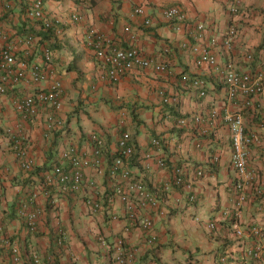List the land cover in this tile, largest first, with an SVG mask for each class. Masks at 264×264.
I'll return each mask as SVG.
<instances>
[{
  "label": "crops",
  "instance_id": "1",
  "mask_svg": "<svg viewBox=\"0 0 264 264\" xmlns=\"http://www.w3.org/2000/svg\"><path fill=\"white\" fill-rule=\"evenodd\" d=\"M30 1H0V30L6 35L0 44L7 42L16 55L37 62L45 47L53 51L54 66L63 76L60 115L68 133L63 136L52 131L47 138L42 136V121L50 112L46 108L33 120L17 117L10 97L29 90L26 84L0 95V228L22 252L21 260L15 262L7 247L0 245V264H30L34 252L45 264H110L118 238L139 247L133 264H221L219 255L236 256L242 248L237 228L245 231L242 239L247 243L254 240L248 234L252 224L264 230V196L257 194V188L264 192V91L248 106L241 97L227 100L220 74L206 65H195L192 49L181 47L186 40L184 29L176 30L165 20L163 11L171 5L183 7L189 21L206 27L204 43H191L199 46L215 39L213 51L220 62L233 60L239 71H245L264 63V0H239L240 9L235 14L229 12L228 0H43L46 12L62 26L61 35L41 29L26 17ZM138 5L152 18L151 26L143 25L142 17L133 13ZM72 13L80 18L73 19ZM126 25L135 35V44L145 54L167 61L168 71L135 68L117 82L99 76L101 69L86 45L88 32L104 33L115 45L125 47ZM230 25L237 28V35L233 46L224 50V33ZM27 35L34 37L30 45L25 42ZM248 52L252 61L245 57ZM184 74L204 79L206 95L200 97L185 85L181 80ZM213 109L216 115L211 117ZM228 112H240L246 128L257 136L248 155L256 176L244 189L245 200L239 206L235 204L239 176L230 164L229 130L223 121ZM194 115L203 120L198 123L192 119ZM179 117L187 119L184 126L176 124ZM16 125L32 143L35 166L30 172L19 167L4 132ZM123 131L129 132L134 147L128 161L132 173L160 195L157 209L139 210L141 216L152 218L155 242L146 245L140 227L124 231L127 218L120 201H115L110 213L90 214L81 199L83 192L66 195L57 186L49 188L46 196L39 193L37 203L43 213L36 231L28 232L18 213L19 202L28 192L38 190L61 149L77 146L87 159L86 179L106 190L111 182L107 167ZM92 133L104 140L102 172L91 162ZM153 138L160 139V146L152 145ZM146 154L152 158L146 159ZM157 156L165 161L164 167L155 163ZM183 163L205 169L193 183L197 196L193 203L187 200L186 191L171 185L172 168ZM167 183L170 189L165 190ZM49 199L54 203L49 205ZM209 221L216 225L212 231L206 227Z\"/></svg>",
  "mask_w": 264,
  "mask_h": 264
},
{
  "label": "built area",
  "instance_id": "2",
  "mask_svg": "<svg viewBox=\"0 0 264 264\" xmlns=\"http://www.w3.org/2000/svg\"><path fill=\"white\" fill-rule=\"evenodd\" d=\"M2 1V0H0ZM8 7V4L6 3ZM240 9L239 0H228V10L230 13H238ZM133 13L142 17L145 26H151L152 18L148 16L142 5L133 9ZM27 18L36 21L40 28L45 31H52L56 35L63 33L62 26L44 9L43 0H32L28 3L25 12ZM165 20L174 26L176 30L184 29L186 40L181 47L189 48L195 53L194 63L197 66L206 65L220 74L226 89V99L233 101L241 97L244 105H249L252 99L264 91V63L259 64L254 69L239 71L233 60L221 63L216 52L213 51L215 39H211L208 44L193 45L192 40L204 41L205 25L200 22L189 21L186 10L179 5H171L164 9ZM71 17L79 19L78 13H72ZM128 34L127 45L125 47L114 44L112 38L91 29L88 32L86 45L91 49L92 55L101 69L99 76L107 78L111 82H117L123 75L135 68H148L156 72L168 71V63L164 59L145 54V52L135 44V35L129 25L124 27ZM237 35V28L230 25L224 33L222 47L229 50ZM33 36L27 35L25 42L29 45L33 42ZM0 39L6 40L4 31L0 30ZM204 43V42H203ZM248 61L253 60L251 53H246ZM62 72L58 71L53 63V51L45 47L42 52L41 60L33 61L28 58L20 57L13 52L12 47L4 42L0 44V95H7L11 88L24 83L28 86L26 92L13 94L11 104L14 113L22 121L35 119L43 109H49V114L42 121V136L47 138L52 131H60L63 136L67 135L65 122L60 115L62 109ZM182 82L196 90L198 96L206 95L207 85L205 80L200 77L184 74ZM216 115V110L211 111V117ZM192 119L201 122L202 116L194 115ZM229 130L231 147L230 164L239 176L237 183L236 205L239 206L245 200V191L249 181L256 176L253 169L249 167L248 155L250 147L257 141L255 133L250 132L244 123L240 112H228L223 116ZM187 123L185 117L176 119L178 126ZM2 127L0 110V130ZM10 142V149L14 152L18 160L19 167L30 172L35 166V155L32 151V143L29 137L19 126L15 128L7 127L4 129ZM65 134V135H64ZM153 146H160V139L151 140ZM91 146V162L102 172L101 154L104 147V140L101 136L92 133L89 137ZM134 153V147L130 143V134L123 131L117 140L116 151L107 167L111 182L106 190L97 185L95 181L86 179L84 167L87 159L77 146L70 144L61 149L58 161L53 163L40 183L38 190L28 192L27 197L19 202L18 213L22 218L26 229L34 233L37 229V222L42 216L43 210L38 205L39 193L48 194V189L57 186L66 195H81V199L90 214L110 213L115 201H120L124 205V213L127 223L124 231H129L137 226L144 230L146 245H151L156 240L153 232V222L150 216H141L139 210L146 207L158 208L160 195L158 191L150 190L143 180L137 178L128 166V161ZM146 159L152 158V154H146ZM155 163L159 167L165 166L162 157H156ZM205 173L203 166L199 164L183 163L172 168L171 185L182 188L186 191L187 200L190 203L197 201L196 193L193 192V183L201 178ZM121 179V181H118ZM108 189V191H107ZM164 189H170V184H165ZM257 194H263V190L257 188ZM53 202V199L51 201ZM209 230H214V221L206 223ZM0 228V245L7 247L10 258L19 262L22 257L21 247L16 243H10L2 235ZM242 229L237 228L236 233L240 236L241 249L237 255L225 253L219 255L221 264H244L246 261L257 263L264 262V230L261 225L252 224L248 234L254 237L251 243L242 239ZM139 252V247L129 246L124 238H118L114 244V255L110 264H133L135 255ZM30 264H45L36 252L32 253Z\"/></svg>",
  "mask_w": 264,
  "mask_h": 264
},
{
  "label": "trees",
  "instance_id": "3",
  "mask_svg": "<svg viewBox=\"0 0 264 264\" xmlns=\"http://www.w3.org/2000/svg\"><path fill=\"white\" fill-rule=\"evenodd\" d=\"M262 196H264V192H263ZM48 203H49V205L52 204V202L50 201V199L48 200ZM28 232H29V231H28Z\"/></svg>",
  "mask_w": 264,
  "mask_h": 264
},
{
  "label": "rangeland",
  "instance_id": "4",
  "mask_svg": "<svg viewBox=\"0 0 264 264\" xmlns=\"http://www.w3.org/2000/svg\"><path fill=\"white\" fill-rule=\"evenodd\" d=\"M40 221V220H39Z\"/></svg>",
  "mask_w": 264,
  "mask_h": 264
}]
</instances>
